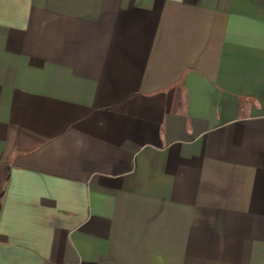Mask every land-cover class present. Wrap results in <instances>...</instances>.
<instances>
[{
  "label": "crops",
  "instance_id": "obj_1",
  "mask_svg": "<svg viewBox=\"0 0 264 264\" xmlns=\"http://www.w3.org/2000/svg\"><path fill=\"white\" fill-rule=\"evenodd\" d=\"M0 264H264V0H0Z\"/></svg>",
  "mask_w": 264,
  "mask_h": 264
}]
</instances>
